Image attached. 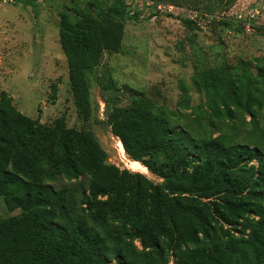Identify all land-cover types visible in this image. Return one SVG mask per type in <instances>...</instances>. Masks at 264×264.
Returning a JSON list of instances; mask_svg holds the SVG:
<instances>
[{"label":"trees","instance_id":"trees-1","mask_svg":"<svg viewBox=\"0 0 264 264\" xmlns=\"http://www.w3.org/2000/svg\"><path fill=\"white\" fill-rule=\"evenodd\" d=\"M236 0H157L172 5ZM196 10V9H193ZM137 20L125 0H89L72 22L61 11L58 36L77 117H94L89 74L104 52L122 51L124 25ZM189 29L199 25L180 18ZM232 18L215 24L242 32ZM264 32V28L257 27ZM110 133L126 158L157 177L107 162L89 129L51 125L17 110L0 92V264H263L264 147L231 143L207 126L248 116L264 105V68L220 65L178 82L174 110L141 92L119 104L108 69L97 77ZM201 102L191 105V93ZM195 124L177 122L181 110ZM202 120L206 124H199ZM66 184L56 187L54 183Z\"/></svg>","mask_w":264,"mask_h":264},{"label":"rangeland","instance_id":"rangeland-1","mask_svg":"<svg viewBox=\"0 0 264 264\" xmlns=\"http://www.w3.org/2000/svg\"><path fill=\"white\" fill-rule=\"evenodd\" d=\"M88 1L0 0V92H7L17 110L41 123L51 125L63 116L66 127L91 130L105 150L107 162L141 172L157 182V177L126 158L121 143L106 124L95 122L94 117L105 119L106 110L97 77L108 69L119 104L128 103L136 91L150 98L155 108L174 110L179 100L178 82L189 83L197 71L220 65L240 71L246 63L250 71L257 72V67L264 68V32L256 30L264 28V0H236L228 7L215 6L214 14L205 10L203 2L194 8L192 2L175 6L157 0H125L137 20L125 22L122 51L104 52L99 65L89 74L94 117L83 124L71 95L58 20L64 11L74 22L85 12ZM180 18L196 21L199 28H187ZM223 18L240 22L243 31L215 24ZM191 95V105L201 102L197 93ZM189 111H180L179 124L196 125L195 114L188 115ZM207 129L231 143L264 147V105L253 120L240 115L234 122H216ZM65 184L54 183L56 187ZM18 213L19 210L8 211L0 198L1 217Z\"/></svg>","mask_w":264,"mask_h":264},{"label":"built area","instance_id":"built-area-1","mask_svg":"<svg viewBox=\"0 0 264 264\" xmlns=\"http://www.w3.org/2000/svg\"><path fill=\"white\" fill-rule=\"evenodd\" d=\"M219 18V17H218Z\"/></svg>","mask_w":264,"mask_h":264}]
</instances>
